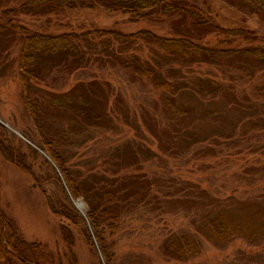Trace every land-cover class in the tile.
<instances>
[{"label":"rangeland","instance_id":"1","mask_svg":"<svg viewBox=\"0 0 264 264\" xmlns=\"http://www.w3.org/2000/svg\"><path fill=\"white\" fill-rule=\"evenodd\" d=\"M163 3L172 8L152 6L142 11L145 17L139 18L98 7L65 10L45 17L18 15L15 19L31 30L54 34L89 29L134 33L146 29L168 38L183 35L223 50L264 46V20L238 11L247 5L237 0L233 5L238 9L223 0H164ZM238 29L247 34H237ZM0 39V208L22 239L35 249L39 264H264V95H261L264 73L244 77L242 66L251 62L248 56L220 59L219 66L194 63L182 69L187 81L190 76H197L223 85L231 82L237 98L247 96L249 102L255 103L252 106L247 102L241 112L238 106L234 109L226 103L227 98L223 100L220 92L213 95L218 103L214 102L213 108L228 109V122H218L226 128L217 131L231 135L224 137L210 129L213 122L210 118L202 119L205 111L200 107L207 101V94L202 96L198 92L195 95L198 99L182 94L181 101L190 110L195 109L192 112L196 115L193 129L196 135L192 139L201 140L187 148L186 142L176 145L173 137L164 132L170 120L168 108L163 104L162 92L154 89L147 78L138 75L132 78L121 69L103 71V77L126 102L132 119L140 123L148 139L147 147L153 153L133 162L125 146L135 132L117 123L111 127L113 124L107 125V120L100 126L88 127L91 134L86 133L80 139L85 138L86 142L71 152L69 167L76 165L73 168L80 169L85 178L90 174L88 170L93 169L116 182L123 176L136 174L143 181H136L131 187L138 192L131 198L130 210L125 211L118 229L109 235L105 229L107 239L103 248L107 259L87 219L84 196L69 195L64 173L38 144L43 139L30 122L20 96L16 72L19 41L9 33ZM136 52L149 59L162 51L157 45L142 44ZM99 74L96 75L102 73ZM80 75L66 76L68 84L63 90H69L76 77L85 78ZM62 82L59 77V85ZM243 99L240 100L244 102ZM241 115L248 122L234 128L232 120ZM257 119H262V127L250 121ZM150 126L157 131L158 127L163 129L161 142L146 131ZM129 149L133 151V144ZM112 159L119 165L113 167ZM113 170H116L114 174ZM63 191L76 215L68 212ZM46 197L51 199V208ZM78 200L83 210L78 207ZM218 215L227 216L234 226L239 224L242 229L233 231L224 240L212 237L208 221ZM187 234L192 238L189 245L195 250L183 259L172 242Z\"/></svg>","mask_w":264,"mask_h":264},{"label":"trees","instance_id":"2","mask_svg":"<svg viewBox=\"0 0 264 264\" xmlns=\"http://www.w3.org/2000/svg\"><path fill=\"white\" fill-rule=\"evenodd\" d=\"M223 1L231 7L237 8L233 5L234 0ZM237 1L247 5L241 9L238 7V11L255 15L264 20V0ZM163 2L164 0H0V37L3 35L7 37L9 33L19 41L16 72L20 96L30 122L43 139L38 144L49 153L51 158L56 161L58 168L64 173L69 195L74 198L79 195L84 196V202L88 208L87 219L107 259L108 255L103 248L106 243L105 239H107L105 233L107 232L106 235H109L118 229L123 215L130 210L131 198L135 197L138 192V189L131 190V187L135 185L136 181L142 183L143 181L136 174L128 177L123 176L120 182L118 180L116 182L104 173L93 172V169L88 170L90 174L85 178L80 169L73 168L76 165L72 166V164L69 167L68 163L73 157L71 152L82 147V143L86 142L85 138L82 141L80 139L86 133H90L91 129L88 127L100 126L102 121L107 120V125L113 124L111 127H116L117 123L118 126H127L135 132L133 139L126 141L127 145L125 146L126 151H130L129 158H132L133 162H140L142 160L140 156L153 153L147 147L146 140L148 139L140 123L132 119L127 111L126 102L115 91L113 85L103 77L105 74L103 71L121 69L123 72L128 71L132 78L136 75L147 78L154 89L162 92V100L165 101L163 104L168 108L170 120H167L164 132L173 137L172 140L176 145L181 141L186 142L185 147L187 148L201 140L199 138L192 139L196 135L193 130L197 124L194 122L196 115L192 112L195 109L191 108L190 110V106L181 101L182 94L194 99H198V96H195L198 92L202 96L207 94V101L203 103V106L199 105L200 109L205 111L202 119L210 118L208 120L213 121L210 124V129L218 134L220 133L217 130L226 128V126L221 125V127L218 124L228 122V109L213 108L211 105L216 102L213 95L220 92L223 100L227 98L225 99L226 103L234 109H236L235 106H238L240 109L237 110L241 112L247 102L252 106L255 103L249 102L247 96H244V99L240 98L244 102L237 98L231 82L223 85L213 79L197 76H190L187 81V77L185 78L182 74V69L194 63L219 66L222 63L220 59L245 55L250 58L251 62L244 63L242 69L245 73H242L244 77L253 78L260 72L264 73V46L249 45L223 50L207 47L183 35L168 38L156 35L146 29L134 33H124L117 29H89L54 34L31 30L15 18L18 15L45 17L60 14L65 10L98 7L113 12L131 13L132 18H139L145 17L146 14L143 12L152 6H159L164 10L172 8L171 5ZM195 18L200 19L198 16ZM12 31L14 32L12 33ZM235 32L247 34L242 29ZM142 44L153 47L157 45L162 52H155L156 54L152 58L144 59L143 55L136 52L141 49ZM80 73L85 75V78L76 77L73 86L64 91L63 88L68 84L66 76L70 77L75 74L79 76ZM99 73H102L101 76L96 75ZM56 75L57 77H55ZM59 77L64 80L61 85L58 83ZM244 92L245 90L242 89V93ZM256 95L258 99L264 94ZM221 102L222 100L219 99V103ZM51 109L55 112H50ZM245 121L248 122L246 117L236 116L232 120L233 127L235 128ZM250 121L254 122L255 126L262 127V119ZM64 122H67L68 125ZM84 128L89 131L86 132ZM162 130L158 127L157 131L156 127L151 126L146 129L159 142H161L160 132ZM220 135L231 136L230 134L224 135V133ZM132 144L133 151L129 149ZM177 147L180 148V146ZM119 149L121 150L122 147ZM116 150L118 151V149ZM111 161H114V164L110 163L113 167L119 165L115 159ZM108 170L110 168L106 171ZM114 172L116 170H113L112 174ZM145 179H143L144 182ZM101 183L103 186L100 185ZM61 194H63L68 212L71 211L75 214V209L66 199L67 194L64 191ZM45 200L48 207L51 208V199L46 197ZM122 211L124 213H121ZM225 215H218L208 221L212 237L218 240L227 239L233 231L242 229L239 224L234 226ZM190 239L192 238L187 234L181 238L177 237L172 242V245L178 248V256L180 254L179 257L183 259L186 254L189 256L191 251L195 250L189 245ZM39 261L35 249L22 239L14 224L0 208V264H39Z\"/></svg>","mask_w":264,"mask_h":264},{"label":"bare ground","instance_id":"3","mask_svg":"<svg viewBox=\"0 0 264 264\" xmlns=\"http://www.w3.org/2000/svg\"><path fill=\"white\" fill-rule=\"evenodd\" d=\"M78 207L83 210V205L78 202Z\"/></svg>","mask_w":264,"mask_h":264},{"label":"water","instance_id":"4","mask_svg":"<svg viewBox=\"0 0 264 264\" xmlns=\"http://www.w3.org/2000/svg\"><path fill=\"white\" fill-rule=\"evenodd\" d=\"M78 202L81 203L79 200H78ZM78 202H77V203H78ZM77 205H78V204H77Z\"/></svg>","mask_w":264,"mask_h":264}]
</instances>
